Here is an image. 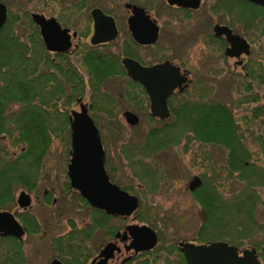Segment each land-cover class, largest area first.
<instances>
[{"label": "flooded vegetation", "instance_id": "flooded-vegetation-1", "mask_svg": "<svg viewBox=\"0 0 264 264\" xmlns=\"http://www.w3.org/2000/svg\"><path fill=\"white\" fill-rule=\"evenodd\" d=\"M30 1H34L35 8L30 11H20L14 15L15 23L11 25L10 22L8 23L10 6L5 0H0L7 8L6 22L0 28V50L4 51V58L0 57V75L10 78L14 74H17L21 79H26L28 78V74L33 72L36 86L35 100L34 102H30V105L25 104V102L17 104L16 102L8 101L4 108L7 121L6 128L10 126V119L16 118L17 114L27 110H35L49 115L47 117L45 116V122L48 128L67 130L65 150V158L67 157V183L65 184V189L71 191L73 194H77L79 201L90 210L100 209L91 206L80 195L78 190L71 187L68 176V165L72 155V113L82 112L83 109H86L87 114L99 131L102 149L104 151L103 165L109 181L130 195L136 196L140 205V199L136 194L140 187L138 184L140 181L137 144L122 142L119 144L116 159H109L105 142L97 124L96 115L93 116V98L96 100L95 104L97 107L103 104L109 110V105L112 104L111 99H105L106 96L101 93L103 83L99 86L98 95L94 96L92 94L90 87V64L93 57L116 55L120 57L121 64L124 58H130L142 66H152L167 61L173 66L178 67L180 73L186 76V80L182 84L184 88L181 91L179 88H175L167 98L169 116L166 119H161L150 114V100L145 88L142 84L127 76L123 64L125 77L114 75L104 80L105 82L115 77L125 79L126 86L123 97L131 105L132 110H123L121 117L126 125L133 127L127 123L123 113L129 110L136 114L139 120L136 125L140 123V115L145 113L151 122H157L159 124L149 129L161 128L166 125L172 128H180L182 126L180 122L171 121L169 101L171 99L173 106L184 102L189 89L191 87H197L203 81L202 79L204 77H212V79L218 80L219 76L227 73V75H232L234 80H249V73L255 69L257 64V61L250 59L252 51L251 42L249 37L246 36L251 32L250 22L247 18L241 22L240 18L235 17L232 0H199V2L198 0H178L179 2L177 0ZM170 1L175 2L171 3ZM34 14L39 16L37 20L34 19ZM257 20L264 26V14L260 15ZM6 23H8L7 26H5ZM217 26L227 27L233 34H237L246 40L250 46L249 53L245 54V52H240V49H236L233 52L234 56L227 55L226 49L230 47V43L226 36H218L215 34V28ZM44 28L51 29L49 36L44 34ZM261 45L264 46V38H262ZM115 48H118V51ZM198 48L199 50L203 49L207 56H213L212 61L213 59L214 61L210 63H193L190 61L189 58L197 52ZM220 61L225 62V70L220 68ZM235 74H237L235 76L237 78L234 77ZM128 79L133 82V85L128 83ZM128 87L129 89H127ZM138 94H142L139 100L134 99ZM128 95L131 99H129ZM102 111V113L107 115L110 114V110L109 112H105L102 109ZM81 127L88 137L84 140V146L77 160L78 163L83 162L85 160L84 158L95 150L92 138L89 137L90 134L87 132V126L82 124ZM0 137L3 140H9L8 133H0ZM182 140L202 144L198 140L181 138L178 140V143L169 144L159 150L152 149L147 159L153 158L171 146L179 145ZM2 153L0 159L8 161L10 159L8 152L3 149ZM117 160L123 163L122 166L124 168L128 169L124 173L131 180L137 181V186L133 184L121 185L115 178L122 171L121 167L117 165L118 163L116 164L118 162ZM87 162L90 164L94 162V159ZM147 167L151 174L149 193H154L158 189L159 181L154 167L148 163ZM195 176L198 175H194L190 181ZM198 177L201 180L200 186L194 190H190L189 181L187 190L198 205L201 223L195 232L194 238L190 240H179L176 243L166 245L168 253L176 262H180L179 260L181 258L185 261L184 254L178 247L181 241L191 242L196 245L222 241L233 245L227 237L219 240H209L210 237L216 235V231H218L217 225L211 224L205 230L202 229L203 225L208 221L207 212L205 222L202 221L201 216L202 209L205 210L201 203L205 199L202 188L209 181L207 182V179L203 178V176ZM34 190H21L30 195L31 205L33 199L32 191ZM44 195L47 197L46 191ZM17 197L16 199L14 197V202L17 201ZM52 203L56 204L57 199L53 198ZM31 205L27 208H20L17 204V212L10 209L11 205L9 203L0 206V212H11L15 219L22 225L25 232L21 240L0 232V242L3 243L4 248L3 252H0V264H9L10 240L16 239L22 242L21 247L24 252L26 234L38 232L39 223L37 219L34 215L27 212ZM137 210L127 217L110 215L112 217L110 223L113 225V228L109 231L105 226L92 228L90 213L89 223L85 226L89 230H92V235L90 239L86 240V247L84 246L88 249L89 256L85 261H78L77 263L70 262V260L74 259L73 249L76 225L73 220H67L68 230L52 239L51 246L55 252V256L51 261L58 259L64 264H99L103 259L99 257L101 250L107 244L113 243L115 246L113 255L102 264H138L139 261L143 260H149L151 262L152 251L159 243V234L149 224L147 225L154 229L157 234L158 240L156 246L151 250L139 252H136L131 247L133 238L127 230V227L133 224H146L142 222L139 224L137 221ZM115 219H120L122 223H115L113 221ZM222 231L227 236L228 231L224 229ZM97 232H101L104 239L92 251L90 248L91 239ZM65 235L67 236L64 238ZM203 235H206L208 240H199ZM237 248L239 254L245 249L238 246ZM257 253L260 263L264 264V259L258 250ZM24 256L26 257L25 253Z\"/></svg>", "mask_w": 264, "mask_h": 264}, {"label": "trees", "instance_id": "trees-1", "mask_svg": "<svg viewBox=\"0 0 264 264\" xmlns=\"http://www.w3.org/2000/svg\"><path fill=\"white\" fill-rule=\"evenodd\" d=\"M232 3L235 17L240 18L241 22L246 18L249 20L251 32L246 36L249 37L255 55L261 59L257 60L255 69L250 71L249 80L241 81L244 92H247L249 96L242 102L248 106L246 113L240 118L224 102L206 100L203 97L186 99L175 106L172 105L170 99L171 121L180 122L182 126L172 128L166 125L161 128H151L145 134L144 143L137 145L141 186L136 194L139 195L141 205L143 189L147 192L150 190L151 174L145 160L152 149L159 150L169 144L178 143L181 138L198 140L203 145L223 147L227 150L226 163L223 168L225 176L221 180L213 176L214 172H211L213 177L204 176L210 183L202 188L205 199L201 203L208 214V221L202 229L205 230L211 224L217 225L216 235L210 237L209 240L227 237L230 243L238 247H243L245 244L248 245L246 247H254L264 259V238L260 239L257 235L258 233L264 234V224L255 218L257 208L264 207V96H261L254 87L255 81L260 87L264 86V61H262L264 60V46L261 45L262 38H264V26L257 20L260 15L264 14V7L246 0H232ZM9 22H11L10 16ZM3 53L4 51L0 50L1 58H4ZM90 72V87L94 96L98 95L99 86L105 79L114 75L125 77L120 57L116 55L93 57ZM31 78H33V72H30L26 79H21L17 74L10 78L0 75V133H8L13 145H21L16 157L8 161L0 159V206L8 203L12 205L14 188L17 184L28 190L36 188V175L51 145L52 135L62 132L59 129L48 128L45 116L49 115L35 110L17 114L16 118L10 119V126L6 128L4 108L8 101L17 104L25 102L28 105L34 102L36 86L34 78ZM128 83L133 85L129 79ZM140 96L142 94H138L134 99L139 100ZM128 97L131 99L129 95ZM95 101L93 98V110L103 109L109 112L106 105L100 104V107H97ZM244 123L259 124L258 133L254 132V127L251 125L243 127ZM249 136L255 139L259 149L254 151L249 148ZM228 181L239 184V187L233 193L224 196L222 194L223 183ZM79 198L85 202L80 196ZM140 205L136 212L137 220L149 224L159 233L158 220L151 215L148 209H140ZM91 218L92 228L105 226L108 231L113 228L110 223L112 217L103 211L91 209ZM223 229L228 231L227 236L222 231ZM91 235L92 230H89L87 226L84 225L81 228L75 226L74 259L70 260L71 263L83 262L88 258L89 251L85 247L86 240L90 239ZM199 240L206 241L208 238L203 235ZM21 246L22 242L16 239L10 240L9 264H27V258ZM3 249V243L0 242L1 253ZM152 253L151 262L143 260L138 264H185L183 258L179 260L180 262L171 258L166 245L160 238Z\"/></svg>", "mask_w": 264, "mask_h": 264}, {"label": "rangeland", "instance_id": "rangeland-1", "mask_svg": "<svg viewBox=\"0 0 264 264\" xmlns=\"http://www.w3.org/2000/svg\"><path fill=\"white\" fill-rule=\"evenodd\" d=\"M5 1L10 6L11 25L15 23L14 15L20 11H30L35 8L34 1L30 0ZM115 50L118 51V48ZM212 58L213 56H207L203 49L199 50L198 48L189 60L193 63H210ZM250 59L261 60L255 55L254 50L251 51ZM219 63L220 68L225 70V62L220 61ZM202 80L197 87L189 89L186 99L203 97L206 100L224 102L240 118L246 113L248 106L242 102L243 99L247 100L249 96H247V92H244L240 80H234L232 75H227V73L219 76L218 80L212 79V77H204ZM125 86L124 78L115 77L103 82L101 93L106 96L105 99L107 100L111 97L112 101V104L109 105L110 114L102 113V110H92L93 116L96 115L97 124L105 142L108 157L111 160L116 159L119 144L132 142L142 145L149 128L159 125L157 122H151L145 113L140 115V123L136 126L129 127L124 123L121 112L125 109L132 110L131 105L123 97ZM254 87L261 96H264V86L260 87L255 81ZM248 125L251 124L244 123L243 127H248ZM251 126L254 127V132L257 134L259 124L254 123ZM66 140L67 130L52 135L51 145L36 175L37 186L32 191V205L27 212L35 216L39 223V229L38 232L28 233L25 236L24 253L27 264H49L55 256L51 246L52 239L68 230L67 220H73L76 227H82L90 220L91 210L79 201L77 194L65 189L67 183ZM248 145L254 151L258 148L255 139L250 138V136L248 137ZM20 147L21 145H13L10 139L3 140L0 137V155L5 149L10 158H13L19 152ZM226 158L227 150L221 146L203 145L198 142L182 140L179 145L171 146L153 158L145 160L146 164H151L154 167L159 185L154 193H149L143 189L144 194L141 198L140 209H148L151 215L158 220V226H160L158 234L164 245L194 238L201 222L198 205L187 190L188 182L194 175L203 176V178H205L204 176L208 178L214 176L217 180H221L225 176L223 168ZM116 164L122 169L115 177L119 183L137 186V181L131 180L124 173L128 169L122 166L123 163L118 161ZM211 172H214L213 176ZM138 184L141 186V182ZM237 187L239 184H235L233 181L223 183L222 194L227 196L233 193ZM22 189L26 190L22 185L17 184L15 186V199ZM45 191L47 197L44 195ZM53 198L57 199L56 204L52 203ZM10 209L18 211L16 201L12 203ZM255 218L264 224V207L257 208ZM113 221L118 224L122 223L120 219ZM257 235L260 239L264 238V234L258 233ZM103 239L101 232L95 233L91 239L90 248L92 251ZM246 246L248 245L245 244L241 248Z\"/></svg>", "mask_w": 264, "mask_h": 264}, {"label": "water", "instance_id": "water-1", "mask_svg": "<svg viewBox=\"0 0 264 264\" xmlns=\"http://www.w3.org/2000/svg\"><path fill=\"white\" fill-rule=\"evenodd\" d=\"M254 4L264 7V0H247ZM171 3L175 1H170ZM177 2H179L177 0ZM199 2V0H198ZM37 20L38 15H33ZM7 8L0 2V28L6 22ZM54 21V20H50ZM57 25V24H56ZM59 28V26L57 25ZM44 34L49 36L51 29L44 28ZM215 34L226 36L230 47L226 49V54L234 56V50L240 49V52L249 53V44L237 34H233L227 27L217 26ZM122 64L127 76L143 85L150 100V114L161 119L169 116L167 98L175 88L181 91L182 84L186 76L180 73L178 67L169 62L155 64L152 66H142L137 61L130 58H124ZM125 120L131 126L138 123V117L133 112L127 110L123 113ZM71 139L72 155L68 165V176L72 188L79 191L80 195L86 199L91 206L105 211L111 216H130L139 205L136 196L120 189L116 184H112L106 174L103 158L104 151L100 140L99 131L94 125L92 119L87 114L86 109L82 112L72 113ZM87 126V132L90 134L94 144V152L87 155L83 162L78 163L81 149L84 146V140L88 135L84 132L81 125ZM94 159L90 164L87 162ZM201 180L195 176L189 183V189L194 190L200 186ZM17 204L20 208H27L31 205V197L25 191H21L17 197ZM202 221L205 222L207 214L204 209L201 211ZM132 236L131 247L136 252L148 251L157 244V234L149 225L133 224L127 227ZM0 232L17 239H22L24 229L15 219L14 215L7 212H0ZM180 251L184 254L186 264H261L258 259L257 250L254 247L245 248L241 254L237 246L226 242L218 241L210 244L196 245L191 242L181 241L178 244ZM115 246L113 243L107 244L100 252L102 264L113 255ZM264 250V247H263ZM50 264H64L58 259H54Z\"/></svg>", "mask_w": 264, "mask_h": 264}]
</instances>
